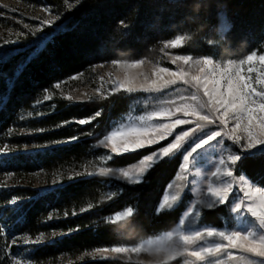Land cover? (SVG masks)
Returning a JSON list of instances; mask_svg holds the SVG:
<instances>
[{
    "label": "trees",
    "instance_id": "16d2710c",
    "mask_svg": "<svg viewBox=\"0 0 264 264\" xmlns=\"http://www.w3.org/2000/svg\"><path fill=\"white\" fill-rule=\"evenodd\" d=\"M60 6L63 32L45 27L41 32L23 33L18 44L6 48L0 58V148L7 144L10 149L9 171L16 183L0 192V264L9 263L12 247L6 251L10 241L4 232L10 224L31 239L45 235L42 245L31 254L33 264H56L63 255L76 258L101 247L134 244L172 230L185 209L186 198L175 209L157 214L165 189L178 171L180 154L156 165L143 183L115 182L113 195H107L111 182L107 177L77 174L86 171V165L103 153L101 149L93 150V145L129 110L132 95L121 93L105 101L85 103L59 99L53 101L54 109L46 103L38 112L33 104L43 99L42 90L53 91L57 81L63 82L106 58L144 57L160 39L180 34L189 39L177 53L218 59L240 58L258 49L264 37V0H187L174 4L155 0H80L71 10ZM222 12L231 25L227 42L219 34ZM101 109L102 115L89 124L71 122L60 126L66 121L88 118ZM25 112L32 113L33 119L22 121L21 114ZM71 137L78 139L53 144ZM46 143L53 146L43 147ZM26 145L33 151L25 150ZM149 150L114 156L106 167H125ZM238 166L252 180L262 178L260 184L264 187V155L245 156ZM39 169L48 180L51 174H60L62 187L39 197L34 177ZM13 198L20 204L17 213H11L9 206ZM127 207H132L134 214L112 223L110 218ZM49 208L59 211L56 221L49 222ZM226 215V206H219L205 211L200 222L221 227ZM53 232L63 236L57 239Z\"/></svg>",
    "mask_w": 264,
    "mask_h": 264
},
{
    "label": "snow or ice",
    "instance_id": "6c2138e0",
    "mask_svg": "<svg viewBox=\"0 0 264 264\" xmlns=\"http://www.w3.org/2000/svg\"><path fill=\"white\" fill-rule=\"evenodd\" d=\"M75 2L78 4L80 0ZM64 3L69 10L74 7L69 0H64ZM44 11L47 12L48 9ZM221 18L223 21V16ZM54 22L43 20L38 30H42L45 25L51 26ZM120 24L127 27L123 21ZM230 28L231 25L227 22L221 23V39L225 42L227 37L223 34ZM186 39L188 37L185 35H177L166 42L161 51L178 48ZM15 42L5 41V44ZM43 43L41 41V46ZM208 43L213 41L209 40ZM177 61H182L187 67L177 66L176 70L157 67L152 71L151 77L145 76L144 83L138 87L134 86V78L113 83L109 95L121 90L127 94L144 92L164 95L158 99V107L138 117V124L131 121L120 123L99 140L98 146L110 148L111 154L105 157L110 161L113 155L136 152L159 144L169 137H172L171 141L143 155L132 168L100 167L98 172L87 175L140 184L156 165L180 153L181 163L176 183L168 185L169 188H175V192L164 195L162 202L158 204L157 214L173 209L182 200L181 193L186 185L191 186L189 195L194 198L187 203L173 230L134 245L101 247L95 251L100 254H116L115 257L103 256L106 260L126 257L131 261L144 253L157 257L159 264H170L177 258H183V264H223L221 257L224 256L233 262L264 264V190L250 183L243 173L239 177L234 176L235 166L245 158V153L248 157L264 155V54L253 50L242 58H229L224 63L208 56L196 58L185 54L177 55L171 60L172 64ZM111 63L137 67L144 64V60H133L130 64L128 61L112 60ZM193 69L196 74H193ZM70 79H76V76ZM61 83L62 81H57L54 87L59 89ZM176 85L181 87L177 88ZM168 89L174 91L166 93L165 90ZM42 91L46 93L43 102L52 99L47 95L48 89ZM66 99L71 101L72 97L68 96ZM40 103L42 101L37 100L33 107ZM101 115L102 109L88 118L66 121L60 126L71 122L89 124ZM178 128L181 130L177 131ZM37 131L43 132L45 129ZM11 134L9 130V136ZM76 139L78 137H71L53 144ZM53 144L46 143L43 147H52ZM233 146L239 151L232 150ZM9 151L7 144L0 148V154H8ZM205 162L210 167L202 171L201 166ZM11 203L17 204L19 201L13 198ZM226 204L235 220L233 226L216 227L198 223L202 210H212ZM133 214L134 209L127 207L110 220L115 223ZM48 219L52 217L49 216ZM44 239L43 233L34 240L25 236L23 243L35 245ZM253 257L257 259H251ZM13 264H21V260H14Z\"/></svg>",
    "mask_w": 264,
    "mask_h": 264
},
{
    "label": "rangeland",
    "instance_id": "374dc122",
    "mask_svg": "<svg viewBox=\"0 0 264 264\" xmlns=\"http://www.w3.org/2000/svg\"><path fill=\"white\" fill-rule=\"evenodd\" d=\"M157 2L162 3H179L182 1H187V0H155ZM69 3L74 4V7L77 5L75 0H69ZM62 5L65 9L68 10L67 5L64 3V0H0V45H3L0 47V58L3 56L2 54L4 53L3 51L6 48H9L11 46L17 45L19 37L21 36V33H27V32H36V31H43V28H51L52 32L58 31V32H63L61 29V25L64 23L63 16L61 14V6ZM44 9H48V11H44ZM221 16H223V21ZM56 17H59V19H56ZM220 20H219V34L220 32V27L222 22H227L230 24L228 21L226 15L224 12L219 14ZM43 20H54L55 22L51 26H43L42 30H38L41 26V22ZM25 25H28V27H25ZM121 25V24H120ZM123 26V25H121ZM124 27V26H123ZM128 28V26H127ZM231 30V28H230ZM230 30L227 32L229 33ZM227 33L223 35H227ZM184 35V34H180ZM186 37H189L188 35H185ZM176 37V36H175ZM166 39V40H159L157 41L156 45L153 46L152 48H149L148 51L145 53L144 57L141 56L139 58H124V59H116V60H121V61H128L129 64L133 60L137 59H142L144 60V64H141L137 67H130L128 64H120V65H113L111 63L112 60L115 59H103L95 64H93L91 67H88L85 69V71L75 74L73 76H76V79H67L61 83V87L59 89H56L53 91H48L47 95H50L52 97L51 100H48L46 102H43V99L41 100L42 103L38 104L35 107V110L38 112H41V108L43 107L44 104L49 103V107L51 109H54L55 103L53 101H57L59 99H62L64 101L72 102V103H85V102H92V101H105L108 100L111 96L113 95H118L121 93H125L122 90L120 92L114 93L112 95H109V90L113 87V83L116 81H125L126 79L129 78H134L135 80V85L134 86H139L140 84L144 83V77L149 76L151 77L152 71L157 68V67H169L172 70H176L177 66L180 67H187L183 65L182 61H177L176 64H172L171 60L173 57L177 55H182L177 53L179 49L183 47L185 42L189 39H186L183 42V45L172 49H164L161 51V49L164 48V44L168 42L171 39ZM5 41H16L15 43H7L5 44ZM258 49L254 48L251 51L255 50L257 51L258 54H264V37L262 38L259 46H257ZM250 52H245L244 55H242L240 58L243 56L250 54ZM199 58V57H196ZM220 63L226 62L227 59H218L214 58ZM238 59V58H237ZM102 65V66H100ZM193 74H196L195 69H193ZM71 76V77H73ZM175 87H181L180 85H176ZM99 90V91H97ZM166 93H172L174 89H168L165 90ZM46 94V93H45ZM126 95H132L133 98L130 102L129 105V110L119 116L111 125L110 130H113L116 126H118L120 123H126V122H134V123H139L138 117L143 116L146 114V112L153 110L154 108L158 107V99L163 98L164 94L161 93H156V94H150V93H144V92H135L132 94H127ZM71 96L72 100L69 101L66 99V97ZM107 97V99H104V97ZM44 97V96H43ZM79 101H85V102H79ZM22 121L25 119H33L32 115L29 116V113L25 112L21 114ZM158 122V121H157ZM86 125V124H85ZM84 126V125H83ZM184 128L190 127V126H182ZM181 129H177V131H180ZM26 132H29L28 130H25ZM108 131V132H109ZM106 132V133H108ZM105 133V134H106ZM104 134V135H105ZM172 137H169L165 141H161L159 144L153 145L151 147L136 151V152H130V153H124L121 155H113L114 156H122L126 154H133V153H138L144 150H149L147 152L150 153L151 151L156 150L157 148L164 146L168 142H170ZM230 143V142H229ZM99 141L93 145V150H103V153H100L97 160H92L90 163L86 165V171L81 170L79 173H96L98 172V169L100 167H106L107 163L109 160H106L105 157L110 153V148L105 149L102 146H98ZM26 149L29 151H33L32 146L26 145ZM40 150V149H39ZM232 150L234 151H239L235 146L232 147ZM180 154V153H178ZM177 154V155H178ZM181 155V154H180ZM11 152L9 151L8 154H0V169L3 170V175H0V192L3 190L8 189L10 186L15 185V179H13V176L11 172L9 171V163L11 161ZM244 156H248L247 153L244 154ZM262 156V155H258ZM215 159V157H213ZM111 161V160H110ZM139 160L135 163L129 164L125 167H119V168H132L134 165L138 164ZM240 162V161H239ZM239 162H237V165L235 166L234 169V176L239 177L241 173L245 175V177L249 180L250 183H252L254 186H259L264 190V187L261 186L260 182L262 178L258 177V181L252 180L250 177H248L244 172L241 171V168L238 166ZM210 165L205 162L201 166L202 171H206ZM113 169H118V168H113ZM179 171V168H178ZM176 172L174 178L170 181L169 184H175L176 183ZM99 176V175H97ZM34 177L36 180V188L39 190L38 196L41 197L48 192L54 191L57 187H62V176L60 174H51L49 180L47 174L43 172L42 170H37L34 172ZM111 182H109V190L107 195H113L114 189L116 187L115 182L121 181L119 179H113L111 177H107ZM191 179V177H190ZM168 184V185H169ZM167 185L165 192L160 200V203L163 200L164 195H171L175 192V188H169ZM190 185H186L184 188V191L181 193L182 200L177 202V205L174 206L173 209L178 207L184 198H186L185 202V207L188 202L194 197L189 195L190 192ZM231 201V197H230ZM229 201V202H230ZM19 203L17 204H12L10 203L11 207V213H17L20 210ZM223 206V205H222ZM226 206V211L227 215L222 218V226H228L231 227L234 225L235 220L232 214L229 213L228 211V204L224 205ZM219 207V206H218ZM171 209V210H173ZM216 209V208H215ZM87 210V209H86ZM126 210V209H125ZM213 210V209H212ZM165 211H170V210H165ZM207 210H202L201 217L203 213ZM164 212V211H163ZM119 213V212H118ZM59 211L55 208H49L47 215L52 217V219H48L50 221H56L58 217ZM117 214V213H116ZM115 215V214H114ZM113 215V216H114ZM128 218V217H126ZM126 218H124L121 221H124ZM201 218L198 223L202 224ZM251 222V221H249ZM117 223V222H115ZM177 226V225H176ZM175 226V227H176ZM246 227L247 225H242ZM174 227V228H175ZM173 228V229H174ZM172 229V230H173ZM4 230V228H3ZM5 231V230H4ZM162 234V233H161ZM159 234V235H161ZM4 235L9 237V245L7 246V252L11 248L10 254V259L8 264H13V261L16 259L21 260V264H33L31 261V254L35 250L36 247L42 245L44 242L41 241L38 244L32 245L28 244L25 245L23 243V238L27 235L21 234L19 229L17 228L16 225L10 224L8 228H6V231L4 232ZM157 235V236H159ZM63 235L61 233H55V236L57 239H60ZM157 236L149 237L150 238H155ZM28 237V236H27ZM144 239V240H147ZM13 240H15V243H13ZM34 240V239H33ZM142 240V241H144ZM142 241H139L137 243H140ZM136 244V243H134ZM134 244H123V245H134ZM118 246V245H115ZM111 247V246H110ZM96 250V249H95ZM93 250L91 252L84 253L76 258H72L71 256H66L63 255L59 258L56 264H73V263H85V262H98V261H119L124 264H159V260L157 257L154 256H149L147 254L142 253L139 257H134L133 260L129 261L127 260L126 257H119V258H113V259H103L102 257L107 255V256H112L115 257L116 254H100L96 253V251ZM27 258V259H26ZM253 260L257 259L255 257L251 258ZM221 260L223 261V264H246L245 261H239V262H233L229 261L226 256L221 257ZM178 262V264H183V258H177L176 261H172L170 263Z\"/></svg>",
    "mask_w": 264,
    "mask_h": 264
}]
</instances>
